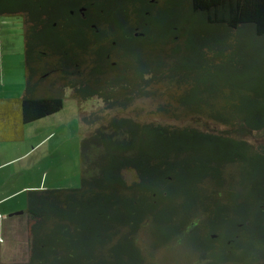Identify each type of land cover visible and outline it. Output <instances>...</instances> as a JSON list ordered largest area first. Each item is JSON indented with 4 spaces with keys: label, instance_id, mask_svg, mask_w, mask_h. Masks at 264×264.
I'll return each instance as SVG.
<instances>
[{
    "label": "trees",
    "instance_id": "16d2710c",
    "mask_svg": "<svg viewBox=\"0 0 264 264\" xmlns=\"http://www.w3.org/2000/svg\"><path fill=\"white\" fill-rule=\"evenodd\" d=\"M0 17L23 22L20 124L66 93L103 104L80 115V187L27 191L10 264H264V0H0ZM144 100L188 123L143 119Z\"/></svg>",
    "mask_w": 264,
    "mask_h": 264
},
{
    "label": "crops",
    "instance_id": "0c3cea01",
    "mask_svg": "<svg viewBox=\"0 0 264 264\" xmlns=\"http://www.w3.org/2000/svg\"><path fill=\"white\" fill-rule=\"evenodd\" d=\"M20 20L19 17H0V263L2 264L23 263L21 262L22 242L15 233L21 229L19 221L25 217L27 191L50 189L46 186L48 177L46 169L41 168L40 178H33L36 174L34 171L44 159L53 157L55 153H58V157H63L62 144L69 140L62 118L64 108L52 116L26 125L19 123L17 104H14L13 111L10 110L12 107L9 105V112H6L7 105L19 99L24 89L22 82L24 45L21 37L23 22ZM77 108L75 122L80 134L79 104ZM14 143L23 144L10 145ZM7 149L16 150L7 153ZM48 150L50 152H47Z\"/></svg>",
    "mask_w": 264,
    "mask_h": 264
},
{
    "label": "rangeland",
    "instance_id": "374dc122",
    "mask_svg": "<svg viewBox=\"0 0 264 264\" xmlns=\"http://www.w3.org/2000/svg\"><path fill=\"white\" fill-rule=\"evenodd\" d=\"M17 21V20H16ZM21 21V20H20ZM21 37L23 39V23H22V32H21ZM24 45V42H23ZM22 52H24V47L22 49ZM23 60H24V55H23ZM25 81V74L22 77V82ZM24 88V85H23ZM65 104H64V109H63V114L62 118L64 120L63 124L66 126L65 130H67L69 140L66 143H63L64 145V153L63 157H58V153H55L53 157L49 159H44L43 162L40 164L38 168L34 171L36 174H34V177L40 178L41 176V168L42 170L46 169V172L48 174L47 177V183L46 186L47 188L50 189H62V188H78L80 187V158H79V153H80V134H79V128L77 125V122H75V115L77 114V106L78 102L71 99L69 97V94H65ZM78 103V104H77ZM80 105V111L81 113H89V112H95L99 111L100 109L103 108V104L100 100H89L87 102H84L83 104ZM138 107H141L143 109L142 113V118L147 120V121H158V122H163L167 124H182L185 125L188 123L187 118H183L182 121H179L174 118L167 117L164 114H159V113H154L157 110L158 105L155 104L152 100H144L140 101L137 104ZM60 143V142H59ZM23 143H14L10 145H22ZM56 144V143H55ZM61 144V143H60ZM14 150H9L7 149L6 152L10 153L11 151ZM17 151H19L17 149ZM47 152H50L48 150ZM50 161H53L50 162ZM56 168L58 171H56ZM31 180H33L31 178ZM54 181V183L52 182ZM20 222V227L15 235L20 237L21 242H22V259L21 262H27V248H28V228H27V219L26 217H22ZM14 235V233H13ZM169 251H166L162 249L161 252L156 253V258L158 260H161L163 264H179L177 260H172L168 257V255H177L179 254L176 253V250H174V253H170ZM182 254V252H181Z\"/></svg>",
    "mask_w": 264,
    "mask_h": 264
},
{
    "label": "flooded vegetation",
    "instance_id": "af4514ba",
    "mask_svg": "<svg viewBox=\"0 0 264 264\" xmlns=\"http://www.w3.org/2000/svg\"><path fill=\"white\" fill-rule=\"evenodd\" d=\"M123 43H128V41L126 39L123 40Z\"/></svg>",
    "mask_w": 264,
    "mask_h": 264
}]
</instances>
